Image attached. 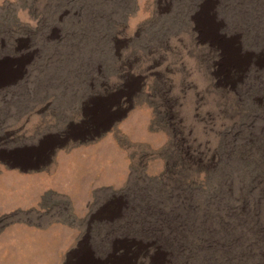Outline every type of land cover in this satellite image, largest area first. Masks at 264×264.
Here are the masks:
<instances>
[{
  "label": "rangeland",
  "instance_id": "374dc122",
  "mask_svg": "<svg viewBox=\"0 0 264 264\" xmlns=\"http://www.w3.org/2000/svg\"><path fill=\"white\" fill-rule=\"evenodd\" d=\"M165 1L0 0V146L70 136L49 164L2 161L0 173L96 158L107 187L94 204H112V248L97 226L94 251L82 245L69 264H264V0ZM181 13H197L211 39L190 18L173 33ZM242 72L240 90L217 81ZM26 180L0 178L16 194ZM3 209L1 226L27 219Z\"/></svg>",
  "mask_w": 264,
  "mask_h": 264
},
{
  "label": "bare ground",
  "instance_id": "6f19581e",
  "mask_svg": "<svg viewBox=\"0 0 264 264\" xmlns=\"http://www.w3.org/2000/svg\"><path fill=\"white\" fill-rule=\"evenodd\" d=\"M179 1L181 0H178V2ZM165 2H167L166 3L167 6L169 7V9H171L173 7L172 2H175V0H166ZM169 14L171 13L168 12L167 15ZM197 17H198L197 13L196 15L194 14L193 16H191V18L190 16L187 17L186 15L184 16L181 13L179 18L177 17L178 19L172 18L173 20L170 23V25L171 27L176 26V29L174 30L173 33L179 32L181 29L184 30L183 27L185 28V25L187 24L186 22L189 20L188 18H190L195 23L194 24L195 30L199 34H201V37L208 36L207 39L210 38L209 36L211 35L209 34V32H206L207 31V29L205 28L206 26L203 27V25L201 24L198 25L197 22H195ZM167 28L169 30V26ZM171 30L173 31V29ZM218 33L219 34L217 35L219 37V43H222L223 39L226 38L227 35L224 34L223 32H221V34L220 32ZM195 35H197V33ZM176 37L177 36H175V38ZM83 38L84 37H82V39ZM86 39L88 38L86 37ZM212 45L218 46L221 44L212 43ZM227 61L228 59L225 58V55L224 57L220 55V59H218L217 69L215 70L217 75L221 73L220 70H222V68H226ZM83 75L88 76V78L95 76L92 73H90L89 75L88 74H83ZM129 76L131 77L133 75L131 74ZM134 77H138V76H134ZM230 77L231 78H229V80H226L225 78L227 77L223 79H219V76H218L217 81L218 82L220 81L219 83H222V84L227 83L228 85L232 86L234 90L235 89L237 90L240 87V85H242V80L246 76H245V73L242 72V74H240L237 77H233L232 75ZM249 89H251V87ZM107 92H108L107 96L114 97L120 91L115 89V90H108ZM237 94L239 95V92ZM120 108H121L120 105H114L111 107V110L115 114L114 111H117ZM80 123L81 121L77 124L80 125ZM73 124H75V122H73ZM61 133L60 132L57 133L53 131H45L43 133L41 132L40 136H38L39 139L35 141L34 143H30V145L26 143V144L15 145V146H12V145L0 146V162L8 161V164L10 165H15V164L22 165L23 162L35 164V163H39L40 161H42V163L44 162L48 163L50 162L48 160L52 158V155L56 150V146L59 144L58 141H62V142L67 141V139H69L70 137V136L64 137L65 133L64 132H61ZM56 134L58 135L55 136ZM33 151H37V153ZM6 152H10V154L8 155L3 154ZM43 152H47V154L42 155ZM32 153H35V155H32ZM95 159L96 158L94 156L92 157L91 156H66V161L68 160L67 165L64 164V166H62L61 168L59 166V170H57V172L55 171L44 172V170H41L44 166L42 167V165H38L30 169L20 170L19 173H17L18 172L17 169L15 170L14 168L12 169H14L15 171L7 172L4 170L2 172L4 173L3 175H1L0 173V178H6V175L13 176V175L19 174L20 176L24 175V177L28 179L26 180L27 187H24V190L25 189L27 190L26 193H24V190L22 191V187L18 188L19 192L20 193L23 192L24 194H20L19 192L16 194L17 192L16 185L11 186L12 184L10 182L9 183L0 182V198L2 197V195H5V194L6 195L13 194L14 195L13 197L18 198L16 203H14V206L7 207L5 204L6 209L5 208L3 209V207L0 206V210L2 209L5 210L6 211L5 213H13L16 211L25 212L27 216V219L25 221L15 220L12 223H9L7 225L5 223L2 226L0 224V264H69V259L74 256V251L79 252L82 245L86 244L88 245L86 246L87 249L89 248L90 251L91 250L94 251L93 248L91 247L92 246L91 242L93 241L92 240L93 237L97 234V231H95L97 226L99 227L103 226V228L108 226L109 228L108 232L106 229L105 231L102 230L103 235H104L103 241L105 242L108 236V241L110 244L109 247L112 248V241H113V236H114L113 229H112L113 227V218H112V213H111L112 204H108V207L106 206V204H103L101 205V208H97V205L94 204L95 202L94 197L98 189L107 187V185H104V186L97 185L96 176L98 175H96V169H95L96 166L94 165V162L96 161ZM220 160H223V159L220 157ZM40 173L44 176L43 177L44 179L47 178V180L45 179L46 181H44L42 185L36 179V176L40 175ZM45 173L48 177L45 176ZM110 179L111 178H109V180ZM102 182L106 184L105 179ZM7 189L8 191H6ZM48 195L53 196V197H59L62 200H66L67 204L62 203V201L60 203H54V204L45 203V197ZM107 210L109 211L108 217L106 213ZM1 222L3 223V221ZM82 226L84 227L86 226L89 229L87 230L88 232H86L84 237H82V233H81ZM98 230L100 231V229ZM95 239H97V237ZM93 257L96 258L97 256L94 255Z\"/></svg>",
  "mask_w": 264,
  "mask_h": 264
}]
</instances>
